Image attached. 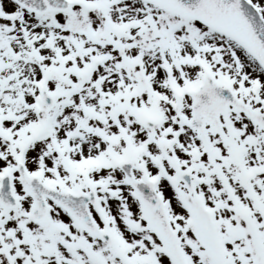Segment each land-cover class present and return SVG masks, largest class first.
<instances>
[{
	"label": "snow or ice",
	"instance_id": "snow-or-ice-1",
	"mask_svg": "<svg viewBox=\"0 0 264 264\" xmlns=\"http://www.w3.org/2000/svg\"><path fill=\"white\" fill-rule=\"evenodd\" d=\"M0 264H264V0H0Z\"/></svg>",
	"mask_w": 264,
	"mask_h": 264
}]
</instances>
